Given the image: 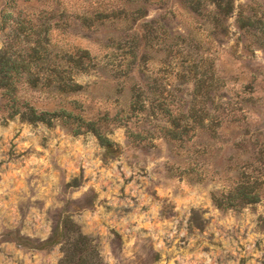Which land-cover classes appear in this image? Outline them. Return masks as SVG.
<instances>
[{"label": "rangeland", "instance_id": "rangeland-1", "mask_svg": "<svg viewBox=\"0 0 264 264\" xmlns=\"http://www.w3.org/2000/svg\"><path fill=\"white\" fill-rule=\"evenodd\" d=\"M45 30L70 92L17 99L67 113L0 91V264H264V0H0V50Z\"/></svg>", "mask_w": 264, "mask_h": 264}, {"label": "trees", "instance_id": "trees-1", "mask_svg": "<svg viewBox=\"0 0 264 264\" xmlns=\"http://www.w3.org/2000/svg\"><path fill=\"white\" fill-rule=\"evenodd\" d=\"M215 4L216 8L221 9L220 2ZM229 5V2H227V10L228 8L230 10ZM47 33H49V30H45L43 38H38L29 43L25 48L26 54L22 56L16 54L15 51H11V44H7L6 48L0 50V91L1 96L8 104L9 117L14 116L12 115L14 113L10 111L13 109L15 103L21 105L19 109H22L20 110H23V108L26 110L23 111L24 113H21L20 118L26 120L28 123L45 121L51 123L53 118H60V114L67 113L63 108L53 112L38 111L27 102L23 103L17 99L19 98L20 88L23 87L35 90H47V92H51L54 95L70 92V87L67 85L68 78H66L64 71L60 70L58 66L50 64L51 62L42 56V51L39 49L42 44L41 42L48 43ZM85 52L83 51L84 54ZM76 57V55L70 54L66 62L79 66L86 58L84 55L78 56L77 59ZM142 93L143 90L138 88L136 93H134L133 100L145 103V100H142ZM66 117H69V115H66ZM96 132L100 145L110 148L109 140L98 131ZM239 193H242L241 201L243 204H252L259 200L258 191L254 190L251 185L243 183L235 185L231 191V195H238Z\"/></svg>", "mask_w": 264, "mask_h": 264}]
</instances>
